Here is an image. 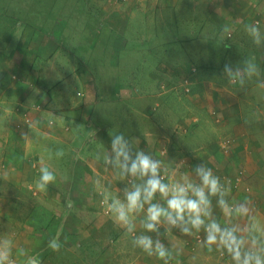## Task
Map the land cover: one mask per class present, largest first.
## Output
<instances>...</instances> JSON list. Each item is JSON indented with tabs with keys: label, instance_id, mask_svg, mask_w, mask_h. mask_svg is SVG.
Instances as JSON below:
<instances>
[{
	"label": "crops",
	"instance_id": "1",
	"mask_svg": "<svg viewBox=\"0 0 264 264\" xmlns=\"http://www.w3.org/2000/svg\"><path fill=\"white\" fill-rule=\"evenodd\" d=\"M52 1L46 0V9H34L26 4L9 7L10 0H0V16L12 21L0 20V31L6 25L9 33L0 38V239L13 241L12 258L17 264L26 259L18 256L19 248L26 249L29 256H37L41 264H65L68 256L73 264H163L134 248L131 237L104 215L95 180L99 178L103 185L110 186L114 194L116 187L124 186L113 170L94 159L98 150L110 144V128L103 123L105 113L93 112L99 106L94 108L96 102L92 106L89 96L84 97V103L77 102L64 90L57 96L50 94L49 89L56 87L53 82L39 83L41 76L52 74L46 65L59 53L53 49L55 45L90 46L91 61L100 64L103 61L93 55L102 42L107 47L99 53L105 57L107 72L109 60L115 57L134 64L129 73V78H135L134 90H94L95 97L98 90L106 98V106L121 104L122 112L128 110L129 100L140 99L136 103L142 107L137 111L139 123L128 128L117 124L118 133L138 138V147L165 165L169 160L185 159L186 172L202 162L224 182L225 176L233 178L242 171L239 186L234 188L231 183L229 202L250 199L257 218L264 223V88L257 86L264 80V0H75L74 10L64 7L65 0L57 4ZM88 15L89 21L85 17ZM249 24H257L261 31L259 46L252 43L245 30ZM226 25L230 35L223 33ZM71 31L74 36L67 42L66 32ZM84 31L105 33L100 39L92 33L82 34ZM224 44L233 45L229 55L223 53ZM208 47L215 51L209 61L201 60L202 65L197 67L194 56L205 53ZM180 48L189 53L187 59L176 55ZM73 58L82 62L76 53ZM251 58L260 76L241 90L239 86H227L224 64H242ZM187 62L192 68L187 69ZM72 73L77 74L74 70ZM79 77L86 86L88 75ZM101 77L96 72L93 79ZM167 83L171 85L169 95L165 91ZM164 84L166 88L160 90ZM172 92L179 93L180 98ZM79 95L78 90L75 96ZM182 96L193 103L195 110L191 113V104ZM37 105L40 109L34 107ZM185 109L188 111L184 113ZM23 111L39 122L38 129L49 134L30 133L26 123L21 122ZM246 111L250 114L244 115ZM244 120L250 123L245 125ZM24 132H29L32 141L22 137ZM226 136L230 138L228 154L221 145ZM43 139L52 143L56 153L63 152L60 157L67 161L66 174L55 169L46 156ZM163 149L167 155H161ZM28 154L32 162L27 164L24 157ZM43 165L49 167L56 180L47 191H37L35 185ZM5 171L9 174L7 180L2 178ZM40 200L46 207L38 203ZM69 200L71 209L66 207ZM213 205L215 216L223 221L215 200ZM41 207L44 212L35 214L34 210ZM142 231L137 228V234ZM53 238L61 244L59 251L48 247ZM161 238L169 248L183 250L176 257L181 264H230L227 255L209 253L199 245L190 249L193 238L181 236L175 229Z\"/></svg>",
	"mask_w": 264,
	"mask_h": 264
},
{
	"label": "clouds",
	"instance_id": "2",
	"mask_svg": "<svg viewBox=\"0 0 264 264\" xmlns=\"http://www.w3.org/2000/svg\"><path fill=\"white\" fill-rule=\"evenodd\" d=\"M245 30L252 43L259 46L261 31L258 25H245ZM223 33L230 35L227 25ZM229 46L224 44L226 48ZM223 76L227 85L239 86L241 90L247 82L260 76V70L251 58L237 65L225 63ZM257 86L264 88V80H260ZM38 123L29 119L26 122L29 132L48 135V132L37 128ZM243 123L247 125L250 122L244 120ZM52 127L53 121L50 120L48 128ZM29 132L22 133V137L30 142ZM138 145V138H129L123 132L114 133L110 135V144L94 154L95 162L113 170L114 177L124 185L116 187L117 194H114L110 186L103 185L99 178L95 180L102 197L104 215L131 237L134 248L149 257L158 258L163 264H171L174 259L176 264H181L176 257L183 250L175 246L169 248L161 238H166L175 229L181 236L194 237L198 245L209 253L216 251L221 256L227 255L230 264H264V223L257 218L250 199L229 202L230 179L225 178L221 182L220 177L202 162L192 166L188 172L183 170L185 159L169 160L165 165ZM56 155L63 156V152L58 151ZM161 155H167L166 149ZM39 171L36 190L47 191L56 177L47 165ZM8 175L5 171L2 178L7 180ZM213 200L223 214V221L214 214ZM66 207H73L70 200ZM138 227L143 229L140 234H137ZM48 247L59 251L61 244L58 238L51 239ZM17 254L26 258L21 264H41L37 256H29L24 248H19ZM12 257L13 241L0 239V264H17Z\"/></svg>",
	"mask_w": 264,
	"mask_h": 264
},
{
	"label": "rangeland",
	"instance_id": "3",
	"mask_svg": "<svg viewBox=\"0 0 264 264\" xmlns=\"http://www.w3.org/2000/svg\"><path fill=\"white\" fill-rule=\"evenodd\" d=\"M32 1L31 3H28V5H30L31 7H33L34 9H46V0H10L9 3V7H12L14 4H17L19 7L22 5H25L26 2ZM74 0H68L67 1V5L68 8H72V2ZM63 5V3H62ZM121 7L124 4H120ZM4 9H6V6H3ZM70 10V9H68ZM7 17L5 16H0V20H5L8 21L9 23H12L11 20L6 19ZM86 32H84L85 34ZM105 33L104 31H101V33L98 35L97 32L93 33V36L98 35V38H100V35ZM67 34V42H69L73 36H74V32L71 31L70 32H66ZM9 35V33L7 32V28L6 25L5 27L2 29V31H0V38L5 37ZM175 35V34H174ZM2 36V37H1ZM101 39V38H100ZM247 41V39H246ZM101 42V41H100ZM173 42V41H172ZM233 42V41H232ZM178 43V42H177ZM103 47H107V45H104L102 42L95 47V53L93 55L96 56L98 59L102 60L103 62L100 64H95L93 61H91V57H90V52H88L87 50L83 49L82 51L79 50L78 52L73 48V47H61V46H56L53 48L55 50H59V53L57 55H55L51 62L47 63V67L46 68H51L52 70V74L50 77H45V76H41L39 79V83L40 84H44L46 83V85H50V82H53L54 84H56L55 89L51 90L49 89V91H51L50 94H53L55 96L60 95L61 90H64V92H67L68 95L72 98H74L77 102H81L84 99V97L89 96L90 97V102L95 103L94 108L96 105L99 106V108H96L93 112L97 114L98 111L105 113L104 117H106V119H103V123L105 124V127L110 128L109 129V134L112 135L114 133H118V129H117V124L120 126V128H128L129 126L133 125L134 122H138L139 123V119L140 116H137V111H140V109L142 107L139 108L138 105H136V103H138L140 101V99H137L138 101H135V99L133 98L132 102L131 100H127L128 101V107L126 111H123L122 105L119 104L118 102H113L109 107L105 105L106 102V98L104 96H101V93H98V90L96 92V97L94 96L96 89L99 90H115V88L117 87V85L120 82H129V73L132 71L134 64H129V63H123L121 58H114L113 60H109L110 62H108L109 64V72L106 71V66L107 64L105 63V57L101 56V54L99 53V50ZM201 47L202 44H201ZM235 47V46H234ZM186 49V48H184ZM233 50V45L230 47H224L223 48V53H227L229 55V53H231V51ZM71 51L75 52L77 54V56L79 58L82 59V62L80 61H75V59L71 56ZM185 50H183V48H180L179 50V54L177 53L176 55L179 56V58H183V59H187V57H189V53L187 55V53L184 52ZM215 51V49H211V47H208L205 51V53H202L198 56H194V58H196L194 60V64L198 67L199 65H202L201 60H205V62L210 60V57L212 56L211 52ZM229 52V53H228ZM192 56V55H190ZM192 58V57H191ZM200 59V60H197ZM60 60H62V62H59ZM57 61V62H56ZM193 61V59H192ZM75 65V67H74ZM166 65V64H164ZM75 68V69H74ZM192 68L191 67V63L187 62V69ZM194 69V68H193ZM199 69V68H198ZM77 72V74L72 73V71ZM100 75L102 76L100 79H93V77L96 75ZM107 72V73H106ZM57 74L56 77H54ZM83 74H87L88 75V79L86 80V86H83V81H82V77L78 78V76L83 75ZM87 81L89 86L87 85ZM90 81H93V84H90ZM182 81V80H181ZM164 82V81H163ZM165 85V84H164ZM167 85V88H166ZM165 85V87H161L160 90L166 88V95H169V90L168 88H170L171 85H169V83H167ZM229 86V85H227ZM86 87V88H85ZM103 88V89H100ZM154 86L151 88V90L153 91ZM79 90V92L82 94V96H75L77 91ZM158 90V89H157ZM93 93V95H92ZM171 93V92H170ZM173 93V92H172ZM173 96H176L178 98H180V94L179 93H173ZM185 96H182L183 99L187 100L186 98H184ZM207 98L210 97V94H208L206 96ZM215 96H212V98L214 99ZM93 100V101H92ZM188 102V100H187ZM84 103V101H83ZM89 103V104H91ZM190 103V102H188ZM78 104V103H77ZM191 105L189 106L188 110L185 109L184 113L186 112V110L188 111V113H191V111L195 110V108L193 107V103H190ZM101 105L104 106L105 110L101 111ZM180 110V109H179ZM212 114H216L215 111H211ZM182 112V114H184ZM179 114V112H177V115ZM181 114V115H182ZM250 114L249 111H246L244 115ZM180 117V115H179ZM219 116L217 115L215 120L218 118ZM145 120V119H144ZM124 121V122H123ZM220 121V120H218ZM116 123V125L114 127L113 123ZM120 122V123H119ZM112 127V128H111ZM132 129V128H130ZM44 142L45 139H43ZM222 146H227V150L225 152V154L230 153V138L228 136H226V138H224L221 142ZM220 145V146H221ZM58 149H61L60 147ZM63 150H65L62 147ZM44 150L46 151V156L50 158V160L53 163V166L55 169L60 170L62 169V171L66 174L67 173V161L63 158H61L60 156H56V148H54L52 146V143L47 144L46 142V146L44 147ZM24 160L26 161V163H31V155H25ZM69 173H71V171H69ZM2 186V182L0 181V187ZM39 204L43 205L46 207V204H43L42 200L38 201ZM37 204V203H36ZM36 208V207H35ZM34 208V209H35ZM45 208L41 207V209H35V214L37 213H41L44 212ZM37 225V224H36ZM46 236V235H45ZM82 260V259H81ZM66 263L65 264H73V261L71 259L70 256L67 257L66 259ZM46 264V263H45Z\"/></svg>",
	"mask_w": 264,
	"mask_h": 264
},
{
	"label": "trees",
	"instance_id": "4",
	"mask_svg": "<svg viewBox=\"0 0 264 264\" xmlns=\"http://www.w3.org/2000/svg\"><path fill=\"white\" fill-rule=\"evenodd\" d=\"M64 0H53L52 2H55L56 4L57 3H59V2H63ZM66 1V3H67V1L68 0H65ZM32 1H29V2H26V5H25V7H31L30 5H28V3H31ZM51 2V3H52ZM53 5V4H52ZM72 10H74V7L76 6L75 5V0L72 2ZM64 7H66V8H68V5L67 4H65V6ZM68 10V9H67ZM66 17L68 18L69 17V15H66ZM83 17V16H82ZM86 17V19H87V21H89L90 20V18H91V16H85ZM66 19V18H65ZM83 24H85V23H83ZM85 32V31H84ZM84 32H81L82 34H84ZM80 33V32H79ZM90 33H94V31H86V33L84 34V35H86V34H90ZM99 33H101V31H99ZM116 38L118 39V36H116ZM87 47V48H86ZM84 46V47H82V48H77V47H75L74 49L78 52L79 50H83V49H85V50H87L88 52H90V49H91V47L90 46ZM71 53L75 56V52H73V51H71ZM78 57V56H77ZM135 66V65H134ZM133 69H134V67H133ZM130 79V81L129 82H120L118 85H117V87L118 88H116V89H118V91L119 90H121L122 88H129V90H134V86H133V84H132V82H135V78L134 77H131V78H129ZM188 83V82H187ZM165 86V85H164ZM189 89H188V87H187V89H186V92L188 91ZM117 91V90H116ZM215 118V117H214ZM218 121V120H217ZM233 187V186H232ZM189 248L190 249H192V246H194V248H196V246H198V243H196V241H195V238L193 237V240L189 243ZM193 248V249H194Z\"/></svg>",
	"mask_w": 264,
	"mask_h": 264
},
{
	"label": "built area",
	"instance_id": "5",
	"mask_svg": "<svg viewBox=\"0 0 264 264\" xmlns=\"http://www.w3.org/2000/svg\"><path fill=\"white\" fill-rule=\"evenodd\" d=\"M34 107L36 109H40L41 106H38L37 105V106H34ZM29 119H30V116H29V112L28 111L21 112V122H25L26 123ZM17 126L20 127V124H18ZM222 147L224 149V152H226L227 146L224 145ZM242 174H243V172L242 171H239L233 178L228 177V176H225L224 177V180H225V178L230 179L233 187L234 188H237L239 186V181L242 179ZM195 241H196V243H198L196 239H195ZM193 248H194V246H192V249Z\"/></svg>",
	"mask_w": 264,
	"mask_h": 264
}]
</instances>
